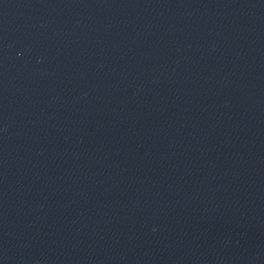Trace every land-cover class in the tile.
<instances>
[{
  "label": "water",
  "instance_id": "1",
  "mask_svg": "<svg viewBox=\"0 0 264 264\" xmlns=\"http://www.w3.org/2000/svg\"><path fill=\"white\" fill-rule=\"evenodd\" d=\"M0 264H264V0H0Z\"/></svg>",
  "mask_w": 264,
  "mask_h": 264
}]
</instances>
